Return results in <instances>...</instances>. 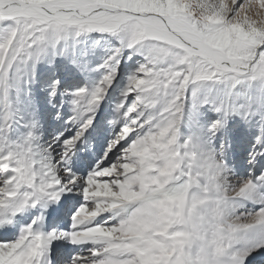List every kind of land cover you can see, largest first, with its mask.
<instances>
[{
  "label": "snow or ice",
  "instance_id": "1",
  "mask_svg": "<svg viewBox=\"0 0 264 264\" xmlns=\"http://www.w3.org/2000/svg\"><path fill=\"white\" fill-rule=\"evenodd\" d=\"M0 264H264V0H0Z\"/></svg>",
  "mask_w": 264,
  "mask_h": 264
}]
</instances>
